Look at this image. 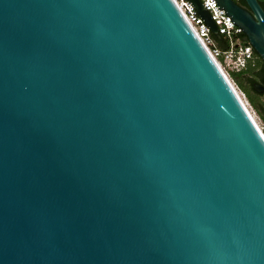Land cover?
Segmentation results:
<instances>
[{"label": "water", "instance_id": "95a60500", "mask_svg": "<svg viewBox=\"0 0 264 264\" xmlns=\"http://www.w3.org/2000/svg\"><path fill=\"white\" fill-rule=\"evenodd\" d=\"M0 264H264V135L173 0H0Z\"/></svg>", "mask_w": 264, "mask_h": 264}, {"label": "built area", "instance_id": "2783aa9c", "mask_svg": "<svg viewBox=\"0 0 264 264\" xmlns=\"http://www.w3.org/2000/svg\"><path fill=\"white\" fill-rule=\"evenodd\" d=\"M173 1L212 59L225 75L226 68L237 73L247 71L250 68H257L255 50L248 41L244 40V31L232 22L226 11L220 9L216 0L201 1L215 21L219 30V35L226 40V49L217 45L210 27L200 17L190 0ZM232 1L237 4L242 2V0Z\"/></svg>", "mask_w": 264, "mask_h": 264}, {"label": "rangeland", "instance_id": "374dc122", "mask_svg": "<svg viewBox=\"0 0 264 264\" xmlns=\"http://www.w3.org/2000/svg\"><path fill=\"white\" fill-rule=\"evenodd\" d=\"M258 74H256L255 77L259 78V68L257 69ZM225 73L226 75L229 77L230 81L232 82V84L234 85V87L237 89V91L239 92V94L241 95L242 99L244 100L248 110H250V112L252 113L253 118L256 120L258 126L260 127V129L262 130V132L264 133V118L262 117V115L260 114V111L262 114H264V95H260L257 94L253 88H252V84L250 82V78L248 76H244L242 77V82L245 83L247 85V90L252 93L255 94L257 99H256V103L258 105L259 110L251 104V102L248 99V96L244 93V91L240 88V86L238 85V83L236 82V80L233 79V77L231 76L232 73H237V72H232L231 69L226 68L225 69Z\"/></svg>", "mask_w": 264, "mask_h": 264}, {"label": "trees", "instance_id": "16d2710c", "mask_svg": "<svg viewBox=\"0 0 264 264\" xmlns=\"http://www.w3.org/2000/svg\"><path fill=\"white\" fill-rule=\"evenodd\" d=\"M243 3H245V0H242ZM241 2V3H242ZM260 4L262 5V7L264 8V4H262V0H259ZM240 3V4H241ZM214 39L217 43V45L223 49H226L227 48V43H226V40L221 37V39L217 38L215 35H214ZM244 40L245 41H248L246 35H244ZM255 55H256V60H257V68L256 69H248L247 71H244V72H241V73H232V77L234 80H236V82L238 83V85L240 86V88L244 91V93L248 96V99L249 101L251 102L252 105H254L258 110V105L256 103V95L255 94H252L250 93L248 90H247V85L245 83L242 82V77L244 76H248L250 79V82L252 84V88L254 87V84L255 83H260L259 79L256 76V74H258V71L257 69L259 68L260 64L264 65V62L262 61V59L260 58V56L256 53L255 51ZM254 90V88H253ZM258 94V93H257ZM260 114L262 115V117L264 118V114L261 113L260 111Z\"/></svg>", "mask_w": 264, "mask_h": 264}, {"label": "flooded vegetation", "instance_id": "af4514ba", "mask_svg": "<svg viewBox=\"0 0 264 264\" xmlns=\"http://www.w3.org/2000/svg\"><path fill=\"white\" fill-rule=\"evenodd\" d=\"M262 4H264V0H262ZM240 6H242L243 8L247 9L248 11H250L249 7L247 6L246 2L245 3H241L239 4ZM251 12V11H250ZM259 81H260V85H262L264 87V65L260 64L259 66ZM260 95H264V94H260Z\"/></svg>", "mask_w": 264, "mask_h": 264}, {"label": "bare ground", "instance_id": "6f19581e", "mask_svg": "<svg viewBox=\"0 0 264 264\" xmlns=\"http://www.w3.org/2000/svg\"><path fill=\"white\" fill-rule=\"evenodd\" d=\"M231 82V81H230ZM231 84H232V82H231ZM233 85V84H232ZM233 87H234V85H233ZM234 89H235V91L237 92V94H238V96L240 97V99H241V101H242V103L245 105V107H246V109L248 110V108H247V106H246V104H245V102H244V100L242 99V97H241V95L239 94V92L237 91V89L234 87ZM248 112L250 113V115L252 116V113L250 112V110H248ZM252 118H253V116H252ZM253 120L255 121V123L257 124V122H256V120L253 118ZM257 126H258V124H257ZM259 127V126H258ZM259 129H260V127H259ZM261 130V129H260ZM261 132H262V130H261ZM262 134L264 135V133L262 132Z\"/></svg>", "mask_w": 264, "mask_h": 264}]
</instances>
